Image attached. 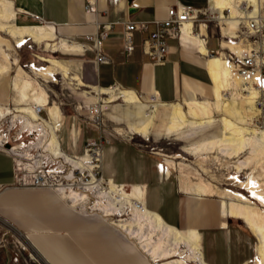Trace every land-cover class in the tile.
I'll use <instances>...</instances> for the list:
<instances>
[{
	"label": "crops",
	"instance_id": "crops-1",
	"mask_svg": "<svg viewBox=\"0 0 264 264\" xmlns=\"http://www.w3.org/2000/svg\"><path fill=\"white\" fill-rule=\"evenodd\" d=\"M91 1V9L86 8ZM14 4L15 7L20 6L24 16H33L43 24L53 27L59 39L63 38L79 45L76 50H68L64 47L54 49L48 47L47 43H36L46 50L82 56L83 65L89 68L91 82H87L81 71L75 67L82 63L79 58L58 59L54 56H38L40 60L53 58L66 61L70 70L69 75L66 77L62 70H58V74L70 80L71 84L90 89L88 95L93 93L98 95L101 89L113 87L112 84L136 92L140 99L139 103H129L121 99L136 109V120L129 127L147 120L154 104L157 105L151 132L148 137L142 136L143 138L148 139L153 135L159 115L164 117L165 135L191 131L188 136L192 137L197 135L198 130L218 120L216 112L224 113L215 98V84L206 67L207 61L213 58L209 51L217 48L209 45V30L206 24L200 28V24L197 26L195 22H188L182 32V42L175 37H169L168 54L164 63L153 64L144 50L143 39L148 36L149 31L140 29L134 31L132 47L127 50L124 46V24L128 20H144L152 31L155 28L153 21L165 18L168 6L207 9L211 5L217 8L211 0H14ZM107 22L111 28L102 40L100 50L107 61H96L94 50L81 52L83 44L67 38L77 39L84 35H92L99 30L97 23ZM195 29L198 31L195 32ZM224 39L221 40L219 50L223 48ZM44 64L43 66L50 65L48 61ZM10 79L7 76L0 78L1 103L11 101ZM229 83L224 86V97L242 100L240 85L232 79ZM140 92L152 98L149 100L150 105L143 101ZM45 93L46 106L42 107L48 108V117L42 116V119L47 121L49 119L52 124L58 126L62 117L61 110L57 104H50L48 93L46 91ZM180 94H183L182 99H174ZM209 94H213L212 99L206 97ZM99 97L100 95L95 101ZM200 100L210 102L209 114L214 122L200 128L187 127L183 131L169 134L167 126L174 105L181 103L184 108H188L184 110L188 111L189 102ZM223 118L221 117L220 135L224 132ZM234 118L239 120V117ZM77 134L75 129L71 138L75 140ZM196 144L199 142L187 146L185 151L191 154L189 150ZM102 150L103 177L106 178V182L129 191L132 188L143 189L145 195L139 200L142 206L159 214L165 222L179 230L195 229L201 236V251L208 264L251 262L257 250H254L253 236L245 228L237 225L236 217L224 214L222 198L219 201V197L210 193H199L198 188L206 183L192 185L188 182V177L182 174L179 175V184L178 179L176 182L172 181L169 176L173 164H169L167 159L168 167L163 164V169L154 162L142 164L132 143L125 145L110 142L105 144ZM13 180L12 156L0 149V186L4 187L3 192H0V214L11 227L26 235L42 263L159 264L140 247L137 240L114 227L109 220L80 214L55 190L43 187H11ZM9 254V247L0 246V264H5Z\"/></svg>",
	"mask_w": 264,
	"mask_h": 264
},
{
	"label": "bare ground",
	"instance_id": "bare-ground-1",
	"mask_svg": "<svg viewBox=\"0 0 264 264\" xmlns=\"http://www.w3.org/2000/svg\"><path fill=\"white\" fill-rule=\"evenodd\" d=\"M211 2L217 7L214 8V10L218 12V17L220 22H222L223 32L229 34L231 37H237L239 35L238 31L242 27L243 16L247 12V4L251 5L252 3L254 6V10L250 9V11H258L261 6V0H211ZM226 8L228 9L227 13L224 12ZM188 22L194 21L192 19L185 21L183 29L186 28ZM202 25L203 24L200 25V28ZM0 31L9 34L13 39H16L17 43L20 45L25 44L31 39L35 43H47L48 47H53L54 49L64 47L68 50H76L79 47L77 43L69 42L63 38L59 39L53 27L45 23L43 24V22L39 21L37 18L33 16H24V14L15 12V4L10 0H0ZM197 31L198 29H195V32ZM194 35L197 36V34ZM224 37L228 36L224 34ZM6 42L7 39L3 37L0 42V53H2L6 62L10 63L11 56L8 51L9 49L6 48ZM228 46L237 52L243 50L241 42L234 38H225L223 48L218 50V53H213V58H210L206 63V67L209 69L212 81L215 84V98H217L219 108L226 113L223 118L224 132L216 138L204 140L196 144L189 150L192 155H197L201 152L218 151L219 154L232 158L239 153L245 152L252 144V152L254 154H257L260 150H264V129H262V131H257V129L245 127L240 125L234 118L239 117V119L244 120L248 111L256 110V100L261 90L259 91L257 87L244 83L242 77L227 63L223 50ZM44 60L48 61L50 65H46V67H36V72L48 77H53L54 79L56 73H59L58 70H62L66 74V77L69 75V67L66 61L52 58H46ZM0 70H2L1 67ZM1 77L0 75V78ZM230 79L240 85L241 94H244L242 100L224 97V86L230 84ZM14 86L21 92L22 104L28 107H24L20 111L22 114H25V116L20 113L13 114V122L21 118L23 119L25 127L32 130L38 127H46L45 130L51 134L50 138L46 141L45 136H43L40 140L41 145L39 146L54 151L55 154L61 156L64 160L69 159L70 155L61 149L60 142L55 134V128L58 126L52 124L49 120H39L37 108L39 106H46L44 104L46 93H39L35 89L32 81L23 78L21 71L18 72V78ZM246 88L248 90H246ZM117 92L120 94L119 98L126 102L139 103L140 101L136 92L125 89L120 85H113V87L101 89L99 91L100 94L107 96L102 99L103 102L106 103L112 101ZM32 101L37 105L31 107L30 103H32ZM96 102L97 100L95 104ZM156 108L157 105L154 104L148 119L139 125H131L129 131L139 136L148 137L151 132L150 129L155 121L154 115ZM209 111V101L200 100L189 102L188 111L184 110L183 104L176 103L170 114L171 116L167 126L168 133L172 134L183 131L185 127L196 128L212 124L214 121ZM11 113L12 110L10 108L4 110V107L0 106V119ZM41 122H43L42 125ZM2 140L3 138L0 136V141ZM16 147L19 148L20 146ZM82 157H85L84 154L79 159H76V162L81 164ZM246 164V162L242 163V165ZM238 168L241 170L240 166H238ZM161 169H163V164H161ZM248 183L255 195L260 199L262 198L264 201V195L261 193L260 189L254 186L256 180L253 178ZM47 189L50 190V188ZM52 190L55 189L52 188ZM198 191L200 194H203L206 191V186L199 187ZM56 192L64 199H67L75 210L78 206L85 203L86 199L89 197L88 192L97 193L98 197L101 199V201L92 206V209L104 211L107 215L112 216V214H118L124 211L125 208L130 207L132 209V216L130 219L112 221L111 224L125 232L128 236L136 239L140 247L149 253L159 264H208L204 260V255L201 251V236H199L198 232L193 228H189L185 232H182L178 228L165 222L159 214L142 206L139 200L145 195L143 189L132 188V190L129 191L113 183L109 184L106 180L105 183H103L99 179L92 178L80 184V190L71 187L69 190L65 191L62 186H59ZM222 205L225 215L244 220L253 233L258 236V258L256 261L257 264H264V218L262 214L249 203L247 196L235 191L232 192L228 190L226 196L223 198ZM81 213L85 214L83 212ZM182 247L186 248V252L183 251L185 256L183 258L174 257L180 253L179 251Z\"/></svg>",
	"mask_w": 264,
	"mask_h": 264
},
{
	"label": "rangeland",
	"instance_id": "rangeland-1",
	"mask_svg": "<svg viewBox=\"0 0 264 264\" xmlns=\"http://www.w3.org/2000/svg\"><path fill=\"white\" fill-rule=\"evenodd\" d=\"M10 1L14 2V0ZM21 11L22 9L20 6L15 7V12L23 14ZM196 24L198 26L199 21H197ZM206 26L209 30V45L219 48V41L221 40V37L218 22L215 19H212L207 21ZM0 36V42L3 37L7 39L6 48L9 49L8 51L11 56L10 63H7L2 56V53H0V67L2 68V70H0V75L2 78L5 76L11 78V101L3 103L0 102V106L3 105L4 110L6 108H10L12 110L10 115L0 119V136H2L1 134L4 133V131H7V128L10 125H15V127L11 130L10 135L12 136L18 135L21 126L25 127L23 119L18 118L16 122H13L12 120L13 114L20 113L21 115L25 116V114H22L20 111L22 108L28 107L25 104H22L21 92L14 86V83L18 78V72L21 71L23 78L32 81L35 89L39 93L45 91L48 93L51 105L57 104L59 106L62 117L59 120V126L55 134L58 137L61 149L67 154L70 155L72 153H81L85 139L88 137L96 138L99 137L100 134L107 135L110 138L111 143L125 145L132 143L134 149L138 151L137 158L142 162V164L154 162L157 165L159 164V166L164 164L166 167H168V161L169 164H173V168H171L172 172L169 176L172 181L176 182V179H178L179 184V175L182 174L186 176V178L188 177L187 180L192 185L206 183V185L201 186H206V191L204 193H210L211 195L219 197V201L221 198L223 199L226 196L228 190L242 193L247 196L249 203L252 204L264 218V201L262 198L260 199L255 195L253 189L249 187L248 183L254 178L256 180V184H254V186L260 189L261 193L264 195V150H260L257 154H254L252 152V144V146L247 148L245 152L239 153L232 158L223 156L219 154L218 151L201 152L197 155H191L185 151L187 146L197 142L201 143V140H208V138L213 139L216 135H220L222 132L221 117L225 116L224 113L221 111H219V113L216 112L218 120L214 124L198 130L197 135L192 137L188 136L191 131H186L185 133L177 135H165L163 131L164 117L163 115H159L158 121L153 129V135H151L148 139H145L142 136L129 131V125L136 120V109L135 107L122 101L119 98L120 94L118 92L114 96V101L112 100L106 103L102 100L103 98L107 97L104 94L102 95L98 93V95H96V93H93L92 95H88L87 92L90 89L86 87H76L75 85L71 84L70 80L66 79L63 75L56 73L54 79L53 77H48L38 73L35 70L36 67H46L43 66L45 65L44 63L46 61L44 59L43 60L45 62L40 60L38 56H54V58L58 59L79 58L82 60V56L80 54L73 55L62 53V51L46 50V48L43 46L37 45L40 43L36 44L33 40L32 42L31 39L25 44L20 45L17 43L16 39H13L4 31H0ZM35 64L39 66H36ZM75 67L81 71L84 79L87 82H91L89 68L83 65V60L82 63L75 65ZM37 74L50 79H45L41 76H38ZM99 95L100 97L97 102L100 104L97 102L95 104V98ZM139 95L144 102L150 105L151 102H149V100H152L151 97H146V93L141 92ZM227 95L229 96L230 94L228 93ZM182 97L183 94H180L174 99H182ZM203 97L200 98L202 99ZM206 97L212 99L213 94L206 95ZM30 104L31 107L37 105L34 101H32ZM148 109H150V107ZM184 109L188 108L185 107ZM262 113L264 112H260V110H258L256 107L255 111H248V114L244 120L239 119L237 121L240 123V125L257 129V131H262V129H264V114ZM40 114L41 116L47 118L48 108L44 107ZM42 124L43 122H41V125ZM45 128L43 126V128L38 127L33 129V131H35L33 136H37L34 146L39 147V145H41L40 140L43 138V136H45L46 141L50 138L51 134L48 131V134L45 133ZM75 129L77 130L78 134L74 140L71 138V135ZM30 140H34V137H26L25 143L29 144ZM27 148L28 147L25 146L20 149V151L23 150L24 153H28ZM243 162H246L247 164L242 165ZM238 166H240L241 170H239ZM56 167L60 168L59 166ZM88 194L89 197L86 199L85 203L76 208L78 212H83L87 216L102 217L109 220L108 222L110 223L120 219L128 220L131 218L132 209L130 207L125 208L124 211L118 214H112V216L107 215L104 211L92 209V206L101 201V199L98 197L97 193L88 192ZM235 220H237L238 226L245 228L251 233L253 236L254 250H256L257 244L259 242L258 236L251 231L244 220L239 218H235ZM0 225L2 226V228L0 226V229L3 230L0 231V236H2L3 233L8 232L7 227H11V225L1 214ZM183 251L186 252L185 247H182L179 251L180 253L174 257L183 258L185 256ZM257 253L258 250L255 251L253 259L249 264H257Z\"/></svg>",
	"mask_w": 264,
	"mask_h": 264
},
{
	"label": "built area",
	"instance_id": "built-area-1",
	"mask_svg": "<svg viewBox=\"0 0 264 264\" xmlns=\"http://www.w3.org/2000/svg\"><path fill=\"white\" fill-rule=\"evenodd\" d=\"M260 5L258 11H250V9L254 10V6L252 3L251 5L247 4V12L243 16L242 27L239 29L237 37H231L223 32L218 12L211 5L207 9L170 5L165 18L153 21L155 28L152 31L149 30L148 23L144 20H128L124 24V46L127 50L132 47L134 31L138 29L149 31L148 36L143 39L144 50L153 64L164 63L168 54L167 39L175 37L182 42L181 37L185 21L192 19L195 23L199 21L200 25H207V21L215 19L219 25L221 39L234 38L243 45L241 52H237L228 46L223 50L225 52L224 56L227 63L242 77L244 83L257 87L259 91L261 90L256 100V106L261 112L264 111V0H261ZM85 7L91 9L92 1L88 2ZM224 12L227 13L228 9ZM97 27L99 30L92 35H84L82 38L77 39L73 37L67 38L70 41H79L80 44H83L81 52L94 50V59L104 62L107 61V58L100 51L101 42L107 36L111 27L108 22L97 23ZM224 34L228 37H224ZM219 44L221 47V40ZM219 48H214L209 53H218ZM112 85L116 86V84ZM246 90L248 89L246 88ZM43 108H37L39 120H42L40 112ZM14 127L15 125H10L7 131L1 134L3 140L0 141V149L12 156L14 168L12 186L54 188L56 191H58L59 186H62L67 191L71 187L80 190V184L92 178L99 179L105 183L102 149L105 144L110 142V138L107 135L100 134L96 138H86L81 153H72L69 159L64 160L52 150L34 146L37 136H33L35 131L27 127L21 126L17 136L10 135ZM57 129L58 127L55 128L56 132ZM24 136L27 138L34 137V140H30L29 144H26V137ZM25 146L28 147V153H24L23 150L20 151ZM83 154L85 157H82L81 164L77 163L76 159H79ZM3 189L4 187L0 186V191ZM0 246H7L10 249V254L6 258L5 264H44L38 259L26 235L13 227L8 226V232L0 236Z\"/></svg>",
	"mask_w": 264,
	"mask_h": 264
}]
</instances>
